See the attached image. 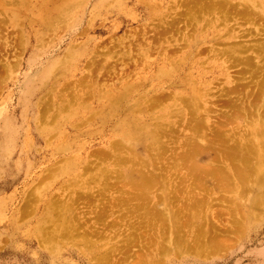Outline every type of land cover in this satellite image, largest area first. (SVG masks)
Here are the masks:
<instances>
[{
    "label": "rangeland",
    "instance_id": "obj_1",
    "mask_svg": "<svg viewBox=\"0 0 264 264\" xmlns=\"http://www.w3.org/2000/svg\"><path fill=\"white\" fill-rule=\"evenodd\" d=\"M88 1L0 0V264H264V0Z\"/></svg>",
    "mask_w": 264,
    "mask_h": 264
},
{
    "label": "bare ground",
    "instance_id": "obj_2",
    "mask_svg": "<svg viewBox=\"0 0 264 264\" xmlns=\"http://www.w3.org/2000/svg\"><path fill=\"white\" fill-rule=\"evenodd\" d=\"M91 1H93V0H89L88 2H87V4H88V6L90 5V4H92V2ZM191 1V0H190ZM195 1H197V0H195ZM200 1V0H199ZM223 1L224 0H222V4H223ZM226 1V0H225ZM205 2V1H204ZM215 2V1H214ZM196 3V2H195ZM212 3H213V1H212ZM225 3V2H224ZM200 4V3H199ZM205 4H207V1H206V3ZM209 4V3H208ZM216 4H217V2L215 3V6H216ZM218 4L220 5V3H219V1H218ZM197 5V4H196ZM201 5H202V3H201ZM212 5V4H211ZM210 5V6H211ZM86 6V5H85ZM87 6V7H88ZM218 6V5H217ZM221 6V5H220ZM213 7H214V5H213ZM190 8V7H189ZM220 8V7H219ZM67 10L69 9L68 7L66 8ZM204 9V8H203ZM238 9V8H237ZM190 10V9H189ZM207 10V9H206ZM219 12V11H218ZM252 15V14H251ZM215 17V16H214ZM223 17V16H222ZM215 22V21H214ZM219 26V25H218ZM205 28V27H204ZM178 31V30H177ZM176 31V32H177ZM263 31V30H262ZM193 37V36H192ZM206 38V37H205ZM188 40V39H187ZM264 42V41H263ZM189 46V45H188ZM176 48V47H175ZM237 49H238V46L237 45H234V46H232L231 47V51L233 52V53H235L236 51H237ZM227 50V49H226ZM249 50V49H248ZM257 51L259 52H261V51H263L264 52V47H257ZM229 53V52H228ZM227 53V54H228ZM238 53V52H237ZM262 53V52H261ZM260 53V54H261ZM229 54H231V52L229 53ZM228 54V55H229ZM193 55H195V54H191L190 52L186 55V56H184L183 58H184V61L182 62V64H181V62H180V66L177 68L178 70H176L175 69V71H180V70H183V71H180V72H178V73H181V74H183L184 75V73L185 72H187V71H192L191 69H194L193 68V65H192V62H191V60L193 59L191 56H193ZM232 55V54H231ZM259 55V54H258ZM260 56V55H259ZM264 56V55H263ZM195 57H196V55H195ZM261 57V56H260ZM3 60V59H2ZM249 60V59H248ZM259 60H261V59H259ZM196 62V61H195ZM262 62V61H261ZM262 63H264V61L262 62ZM176 64V63H175ZM7 65V64H6ZM260 65V64H259ZM195 66H196V64H195ZM8 69H9V65H7L6 66ZM200 68V67H199ZM174 71V70H173ZM172 72V71H171ZM172 73H174V72H172ZM172 73H165V75H171ZM182 75V76H183ZM190 75V74H189ZM254 75H257L256 73L254 74ZM259 75V74H258ZM191 76H192V74H191ZM260 76V75H259ZM259 76H257V77H259ZM184 78V77H183ZM186 80H188L187 78H186ZM181 82V81H180ZM191 82H181V85L182 86H185V87H187L188 88V92L187 91H185L184 90V92L185 93H187V94H189L190 96H191V98H192V100H194V102L195 103H198V101H197V99L199 98V97H197L196 95H195V93H196V90L195 89H190V87L189 86H191ZM193 86V85H192ZM262 85H260L259 87H261ZM186 88V89H187ZM258 90L259 91H261V89H259L258 88ZM264 90V89H263ZM199 93H200V91H199ZM263 96H264V91H263ZM116 100V99H115ZM264 100V99H263ZM139 102V101H138ZM258 102V101H257ZM116 104V103H115ZM264 104V103H263ZM235 106V105H234ZM191 110V109H190ZM189 111V110H188ZM98 113V112H97ZM195 117V116H194ZM202 119V118H201ZM138 118L137 119H135V121L133 120L132 122H134V123H136V122H138ZM192 120V119H191ZM129 121H131V120H129ZM257 121H260L261 122V125L263 124V122H264V120H260V119H258ZM263 121V122H262ZM138 123H136V125H137ZM135 125V124H134ZM139 126H134L135 128L133 129V126H128L129 128H128V132H126L127 134H126V137L128 136V139L130 140H142L143 138H145L146 137V135H151V137H152V135H154V136H156L157 135V137H158V133L156 134V133H154L153 134V132L152 131H147L146 133H145V131H143V129H145L144 128V126L143 125H140V124H138ZM201 125V124H200ZM199 125V126H200ZM199 126H198V128H199ZM264 128V127H263ZM193 129V128H192ZM251 131H253V130H251ZM257 131V130H256ZM196 131H194V133H195ZM122 132L120 131V134H121ZM253 134H254V131L252 132ZM258 133V132H257ZM256 133V134H257ZM156 134V135H155ZM259 134H261V137H260V139L261 140H263L262 142H260V144L262 145V147H261V151H258L257 152V156H255V160H256V162H255V171H258V175L256 176V179H255V183L257 184V185H259V186H261V187H259V188H264V178H261V176H260V172L262 171V168L261 167H264V130H262V129H259ZM125 135V134H124ZM142 135H143V137H142ZM197 135H198V133H197ZM252 136H254V138H256L255 137V135H252ZM125 137V136H124ZM142 137V138H141ZM206 137V136H205ZM160 138V137H159ZM195 138V137H194ZM253 138V137H252ZM126 139V138H125ZM158 139V138H157ZM160 140V139H159ZM256 140V139H255ZM156 142V141H155ZM197 142H195V144H196ZM257 143V142H256ZM191 144V143H190ZM193 145V144H192ZM201 145V144H200ZM228 145V144H227ZM246 145V144H245ZM260 146V145H259ZM193 147V146H192ZM191 147V148H192ZM202 147V146H201ZM197 148L198 149H200L198 146H197ZM255 148L256 147H254V150H255ZM188 149V148H187ZM212 149H213V147H212ZM193 150V149H192ZM257 150V149H256ZM255 150V151H256ZM187 151V150H186ZM193 152H196V151H193ZM185 153V152H184ZM183 153V154H184ZM191 153V152H190ZM185 155V154H184ZM189 156V155H188ZM244 161V160H243ZM231 164V163H230ZM232 164H234V163H232ZM231 164V165H232ZM189 165V164H188ZM215 164H213L212 165V167L214 166ZM193 169V168H192ZM197 169V168H196ZM211 169V168H210ZM210 169H209V171H210ZM243 172V171H242ZM237 173V172H236ZM238 174V173H237ZM241 174L242 173H240V175H237L240 179H241ZM245 176V175H244ZM134 177V176H133ZM238 178V179H239ZM140 179V178H139ZM221 180H223V179H221ZM242 180V179H241ZM245 180V179H244ZM247 181V180H246ZM240 182V181H239ZM150 183V182H149ZM144 185V184H143ZM151 185V184H150ZM242 185V184H241ZM148 191V190H147ZM96 195H94V198H96L95 197ZM141 196V195H140ZM101 198V197H100ZM135 198V197H134ZM255 199V209L257 210V208L258 209H260V208H262V210H263V208H264V204L262 203V202H259V201H261V200H259V199H257V198H254ZM98 200H99V198H98ZM118 203V202H117ZM188 203V202H187ZM118 205V204H117ZM262 206V207H261ZM104 209V208H103ZM62 211H61V215L63 216V217H65V215H66V213H65V211H64V209H61ZM256 210H255V213H256ZM68 211V206H67V208H66V212ZM115 212V211H114ZM257 213H258V211H257ZM52 219V218H51ZM57 222V221H56ZM52 224V223H51ZM161 227V226H160ZM54 230V229H53ZM52 230V228L48 231V233L49 234H47V235H53L52 233H51V231H53ZM59 233H61V232H59ZM66 234V233H65ZM198 251V250H197Z\"/></svg>",
    "mask_w": 264,
    "mask_h": 264
}]
</instances>
